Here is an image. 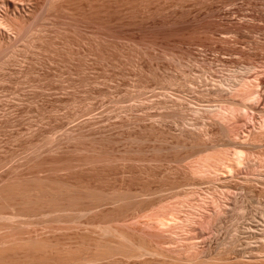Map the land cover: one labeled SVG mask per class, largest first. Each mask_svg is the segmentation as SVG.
<instances>
[{
	"label": "rangeland",
	"instance_id": "374dc122",
	"mask_svg": "<svg viewBox=\"0 0 264 264\" xmlns=\"http://www.w3.org/2000/svg\"><path fill=\"white\" fill-rule=\"evenodd\" d=\"M0 213V238L108 224L167 259L246 258L264 0H0Z\"/></svg>",
	"mask_w": 264,
	"mask_h": 264
},
{
	"label": "bare ground",
	"instance_id": "6f19581e",
	"mask_svg": "<svg viewBox=\"0 0 264 264\" xmlns=\"http://www.w3.org/2000/svg\"><path fill=\"white\" fill-rule=\"evenodd\" d=\"M241 150L240 148L236 151L237 156L241 154ZM3 214L0 213V217H10L9 215L6 216L5 213ZM13 217H15L14 212ZM167 223L174 228L179 229L180 227L187 230L193 225L194 219L180 220L174 217L168 219ZM97 227L95 232H92L95 229H91V231L89 229V232L77 230L74 233H69L66 237L56 239L42 237L39 234L17 237L14 235L12 237L4 236V238H0V264H100V262L104 264L107 261V263L114 262V260L123 261L142 255L148 256L149 264H161L160 261L166 264H264V225L255 231L252 230L253 227L243 230L248 235L256 231L258 233V235L254 234L256 236L254 238L257 240H250L248 243L251 251L250 254L245 255L246 258L234 261L225 255H222V258H220L221 256L216 257L217 259L213 258L215 256H212L213 259H209L211 256L208 258V255L193 263L179 258L167 259V255L163 251L151 245L143 237L115 226L98 224ZM234 230L238 232V227ZM102 260L105 262L102 263ZM125 263L127 264V262Z\"/></svg>",
	"mask_w": 264,
	"mask_h": 264
}]
</instances>
